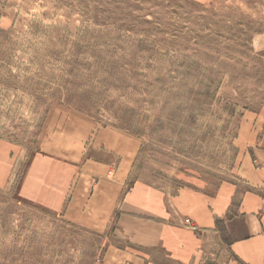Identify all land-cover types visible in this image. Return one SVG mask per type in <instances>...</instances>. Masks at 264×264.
Returning a JSON list of instances; mask_svg holds the SVG:
<instances>
[{
  "label": "rangeland",
  "instance_id": "1",
  "mask_svg": "<svg viewBox=\"0 0 264 264\" xmlns=\"http://www.w3.org/2000/svg\"><path fill=\"white\" fill-rule=\"evenodd\" d=\"M259 130L264 0H0V264H99L116 243L31 198L50 166L130 151V185L212 188Z\"/></svg>",
  "mask_w": 264,
  "mask_h": 264
},
{
  "label": "crops",
  "instance_id": "2",
  "mask_svg": "<svg viewBox=\"0 0 264 264\" xmlns=\"http://www.w3.org/2000/svg\"><path fill=\"white\" fill-rule=\"evenodd\" d=\"M247 147L238 178L212 188L130 185L129 151L117 163L91 157L93 172L50 166L27 192L72 225L112 232L99 264H264V130Z\"/></svg>",
  "mask_w": 264,
  "mask_h": 264
}]
</instances>
